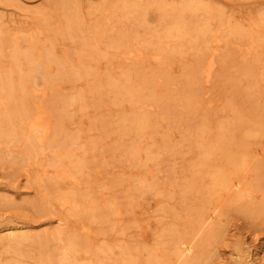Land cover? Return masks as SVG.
Here are the masks:
<instances>
[{"label":"rangeland","instance_id":"1","mask_svg":"<svg viewBox=\"0 0 264 264\" xmlns=\"http://www.w3.org/2000/svg\"><path fill=\"white\" fill-rule=\"evenodd\" d=\"M0 264H264V0H0Z\"/></svg>","mask_w":264,"mask_h":264},{"label":"bare ground","instance_id":"2","mask_svg":"<svg viewBox=\"0 0 264 264\" xmlns=\"http://www.w3.org/2000/svg\"><path fill=\"white\" fill-rule=\"evenodd\" d=\"M3 87H5V86H3ZM34 119V118H33ZM35 120V119H34ZM33 126V125H32ZM34 127V126H33ZM29 128V127H28ZM30 129H32V128H30ZM36 137V136H35ZM235 188V187H234ZM211 219V218H210ZM183 246H180V248H182ZM190 251H191V248L189 247V246H187L186 248H183L182 250H181V254L182 255H186V254H188V253H190ZM262 252V251H261ZM254 256V255H253ZM257 256V255H256ZM256 259H257V257H256ZM260 263V262H259Z\"/></svg>","mask_w":264,"mask_h":264}]
</instances>
